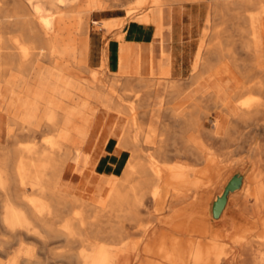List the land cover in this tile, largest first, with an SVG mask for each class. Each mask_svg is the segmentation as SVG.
Instances as JSON below:
<instances>
[{"label": "bare ground", "instance_id": "1", "mask_svg": "<svg viewBox=\"0 0 264 264\" xmlns=\"http://www.w3.org/2000/svg\"><path fill=\"white\" fill-rule=\"evenodd\" d=\"M117 1L0 0V253H11L17 247L33 253V257L19 260L20 264H124L126 252L134 263L142 258L141 245L155 225L207 233L212 230L207 217L198 216L196 207L208 206L210 195L204 186L218 189L213 215L219 217L225 201L260 181L248 193L243 208L251 207L254 215L263 210L264 175L253 176V171L264 170V154H260L264 146L256 137L245 166L219 188L225 164L207 162L204 169L177 162L170 165L164 149L166 141L172 147L169 140L177 131L184 135L200 132L205 122L210 127L203 134L217 138L218 124L225 116L228 121L222 124L220 138L226 144L244 124L258 126L264 133V0H136V7L123 0L127 16L137 13L126 25L124 42L128 43L122 46L118 37L109 42L101 52L102 68L90 71L89 52L84 58L79 46V42L90 43L88 18ZM187 5L206 10L189 76L185 81L174 76L171 49L161 52V74L154 77L153 40L162 38L165 31L172 40L178 35L176 28ZM146 8L148 12L142 13ZM71 19L74 27L68 29L66 22ZM121 21L102 22L100 28L108 34ZM159 22L162 33L154 36L151 29ZM244 24L250 26L248 34ZM112 55L124 81L108 82L113 92H106L96 75ZM46 60L50 65L42 66ZM156 78L154 85L160 92L155 91L151 102L147 90L132 89L149 87ZM42 79L45 81L39 84ZM184 83L192 88L185 91ZM202 83L206 90L176 111L174 104L181 106L185 93L197 91ZM215 87L224 91L229 104ZM122 90H131V104H124ZM91 97L94 101L103 98L109 114L122 119L114 131V142L121 151L117 155L89 153L86 140L92 129L73 125L89 112ZM163 108L177 131L163 123ZM213 109L219 112L212 113ZM231 109L237 111L236 116ZM96 113L93 109L88 114ZM145 116L150 119L146 128L142 123ZM43 131H48L43 140L35 141V134ZM20 137L31 139L20 142ZM193 146V157L207 160L205 144L196 139ZM148 199L151 209L145 211ZM231 232L232 240L249 234L236 225ZM252 242L257 240L244 246ZM257 257H251L252 264H264V255Z\"/></svg>", "mask_w": 264, "mask_h": 264}, {"label": "rangeland", "instance_id": "2", "mask_svg": "<svg viewBox=\"0 0 264 264\" xmlns=\"http://www.w3.org/2000/svg\"><path fill=\"white\" fill-rule=\"evenodd\" d=\"M128 1H130L131 7L137 6L136 0H128ZM122 2H123V0H119L108 9H105L102 11H94L91 13L90 17L88 18L87 30H88L89 42L91 41V52H90V43H89V46H87V44H85L84 42H79V46L82 48V56L84 58L85 57L88 58V52H89V56L91 53V61H90V64H88V66H89L88 68L90 71L96 72L97 69L100 70L102 68V62H103L102 58H101L102 57V54H101L102 50H104L107 47L106 45L109 42L114 41L117 37H118V41L120 40V43L124 42V39H125L124 38V36H125L124 32L126 29V25L129 22H132L133 19H135V16H137V15H135L137 13H133V14H130L127 16V13L125 11V7H124ZM147 6L148 5H146V7ZM185 9H186L184 12L185 14H183L181 21H180V24H178V35H179L178 38L174 37L175 41H174V39L172 40L173 36H171V33L169 31H167L170 46L167 48V51H163V52H169L172 49V53H173L172 59L175 63L174 64V70H175L174 76L179 77L182 80H184V78L186 80L189 76V73H190L189 68L191 66V61L193 58L194 51H195L196 46L200 40L199 37H200V33L202 31V28H203V19H204L205 12H206V10L204 8H202L201 10H198L197 7H193L192 9H190L189 5H187V7ZM148 10L149 9L146 8L145 11H143L142 13H147ZM202 10H203V13H202ZM186 11L188 12L189 15L186 13ZM189 11H190V13H189ZM191 12H192V14H191ZM113 20H117V21L122 20L121 21L122 24L118 29L107 34L105 32V29L100 28L101 27L100 23L106 22V21L112 22ZM68 22L71 24H69ZM66 23H68V27H67V24L65 25L68 29H69V27L73 29L74 21H72V19H71V21L68 20ZM220 27H223V26L220 24ZM249 27L250 26L248 24H244L242 26V28L247 31L246 32L247 34L250 31ZM197 28H198V30H197ZM160 32L162 33V23L161 22L158 23L157 27H153L151 29V33L154 36L160 35ZM162 38H163V35H162ZM127 43L128 42L126 41V42L121 43V44H122V46H124V45H127ZM180 49H181V51H180ZM154 57H155L156 62H155V66H154L153 75H154V77H158L161 73L159 71V69H160V59H159L160 54H159V51L157 50V48L154 52ZM174 57H175V59H174ZM244 58H246V61L249 62V58L247 56H244ZM157 59H159V62L157 61ZM99 60H100V62H99ZM46 61H42L41 65L42 66L50 65L49 61H47V62ZM183 71H184V73H183ZM39 73H40V71H39ZM113 73L114 74L117 73V74L114 76ZM89 74L91 75V72ZM96 78L99 82L103 81L104 86H105L104 91H106V92H113V88L110 86V84L108 82L117 80L118 84L123 83L124 75L120 74L119 71L116 72L114 55H112L110 62H108L107 65H105V68H103L101 70V72L96 75ZM106 79H108V80L106 81ZM156 80H158V79L156 78L153 81H151L150 82L151 85L149 87H138V88L133 87L132 89H134V90H147L148 100L151 99L150 100V102H151L152 98L156 96L155 91L156 90L159 91V89H157V84L154 85ZM44 81L45 80L42 79L41 82H39V84H41ZM35 84H36V81H35ZM129 88H131V87L129 86L126 89H129ZM182 88L185 91H188L192 88V86H190L187 83H184ZM206 88H207V85L205 83H202V84H200L197 91L191 92V93L186 92L185 93V96H186L185 102L181 106L180 105L176 106V103L174 102L175 103L174 109H176V111H178L181 107H183L184 105L189 103L194 98V96H196L198 93L206 90ZM215 89H216L218 94L220 93L219 94L220 98L229 104L230 100L226 97L224 91L219 89V87L218 88L215 87ZM114 93H116V92H114ZM120 94H123L124 96H126V98L123 97L124 98V101H123L124 104L129 105L132 103V99H131L132 92H131V90L130 91L129 90H122ZM163 97H165L167 99V92H165L163 94ZM166 99H165L164 107H166ZM99 100L103 101V98L99 97ZM108 108L109 107H106V109H107V111H105L106 114H109ZM163 110L165 111V108H163ZM164 111L162 112L163 123L167 122L166 124L170 125L171 127L173 126V129L178 128L177 125L175 124V122H173V118H171V115L168 112V110L166 109V111H165L166 114H164ZM231 111L234 114V116L237 115V111H235L234 109H231ZM105 112H103V113H105ZM217 112H219L217 109L212 110V113H217ZM165 117L167 119H165ZM148 119L149 118H147L146 116L142 119V123H143L144 128L148 127V125H149L148 123L150 122V119L149 120ZM227 121L228 120L226 119V116H225V119L222 118L220 120L218 127H217V132H216L218 137L214 138V139L209 138L208 136L203 134V130L206 127L207 128L210 127L209 122H205V126L201 128L200 132L202 134L200 132H197L194 130V133H193V131L192 132L190 131L188 133L189 135L188 134L184 135V133L183 132L181 133L180 130L177 131L179 128L176 130L174 129L175 131H177L176 134L177 133H179V134H177L173 140H169V144L173 148L168 145V141L165 142L166 149H164V152L165 151L167 152V154L164 157L165 161L167 160L166 162L170 165L176 164V162H177L178 164H182L185 166H189V165L192 166L193 165V166L200 168V169L206 168L207 162H211V164H213V165L214 164H221V165L225 164L226 165V166L224 165L225 170H222L223 172L219 178V185H218V188H219L221 185H223L225 183V181L227 179H229V177L231 178V175H234V173H235L234 171L241 169L242 166H245V163L247 161V157L249 156V153H250L249 152L250 144L253 143L255 137L264 146V133H261L262 131L259 130L260 127L250 125V124H244L243 126L241 125L240 127H238L237 133H236L237 136L234 134L235 136L233 137V139L228 140V142L226 141L227 142V144H226L225 141H222L220 136L223 135L224 125L226 124ZM116 122L120 123V122H122V119H116V118L111 117V116H105V117H101L99 119L97 126H96V132L94 133V136L92 138L93 139H95V138L99 139V143H97V146H98V148H100V151H102L103 146L105 144V141L108 138V131H109L110 127L112 125H114ZM222 124H224V125L222 126ZM251 127H252V129H251ZM257 128H259V129H257ZM47 132L48 131L36 133L34 136V140L40 143L43 140L44 135L47 134ZM196 132L203 138V140H202V138H200V136ZM184 137H187V138H184ZM196 137H198V138H196ZM26 138H27V140L31 139L29 137H20L19 141L20 142L26 141ZM140 138H142V136ZM219 138L221 140H219ZM196 139H198V141L200 140L201 142H203L205 144V147L208 148L206 150V153H205V155H206L205 157H208L207 160H205L204 158L195 159L193 157L194 154L192 152V149L194 148L193 145L195 144ZM191 140H193V143L191 142ZM172 142H174V143H172ZM182 142H184V143H182ZM221 143H223V144H221ZM173 144H175V145H173ZM183 145H186V148H184L185 146H183ZM188 146H190V147H188ZM191 146H192V149H191ZM168 147H170L171 149ZM176 147H178V148H176ZM237 147H239V149ZM173 149H175L176 151L178 150L177 151L178 155H177L176 151H173ZM188 149H190V150L188 151ZM235 150H237V151H235ZM260 154L262 155L264 153H260ZM212 155L214 156L213 157L214 159L210 158V156H212ZM170 156H172V157H170ZM166 157H168V158H166ZM201 159H202V161H201ZM227 159L231 160V164L227 163ZM257 173H258V176L260 175V173L262 174L261 176H263L264 170H262V172H259V170L255 169L253 171V176H255V175L257 176ZM259 182L260 181L252 184V186H251L252 190L254 188H256V185L260 184ZM262 202L264 204V197L262 199ZM145 208H146L145 211H150V209H151V202L149 199L145 201ZM261 213H264V207H263V210H261L260 213H258V214H261ZM262 240H264V234L262 235ZM4 253L5 252L0 253V264H20L19 260L21 261L24 257H28V256L33 257V253H30L29 250L28 251H24V250L21 251V249L18 247L16 249L12 250L11 253H7V252H6V254H4ZM20 253H21V255H20ZM6 255H8V256L6 257ZM124 256H125L124 264H141V262H142V258H137L136 261H134V263L131 262V258L129 257L127 252L124 254Z\"/></svg>", "mask_w": 264, "mask_h": 264}, {"label": "crops", "instance_id": "3", "mask_svg": "<svg viewBox=\"0 0 264 264\" xmlns=\"http://www.w3.org/2000/svg\"><path fill=\"white\" fill-rule=\"evenodd\" d=\"M176 29L178 32V28ZM175 38H178V35L175 36ZM153 42L152 54L154 55L157 48L161 56V52L167 51V48L170 46L168 32L165 31L163 38L156 37ZM159 59H157L158 62ZM90 61L91 53L89 56V64ZM96 101L91 97L88 101L89 104L87 105V108H90V113L93 109L97 110V113L92 115V117H89V112H84V116L78 118V120L76 119V122H74L73 125L78 126L79 129H92L86 140V148L89 153L117 155L121 153L120 149L116 147L114 142V131L117 129V122L110 127L108 138L105 141L102 151H100V148L97 146L99 139L95 138V140L92 138L96 132V126L101 117L111 116L116 118L114 115L106 114L105 111H107V109L103 104V101H100L99 99ZM70 118L72 119L74 117L70 116ZM205 187L206 186L202 188L210 195V199L208 201V206L205 209L196 205L197 215L207 217L208 227L212 230H208L209 232L207 233H189L171 230L162 225H155L148 232L141 245V264H252V261L257 256V258H262L264 255V241L262 240V235L264 234L262 228V224L264 223V213L254 215L251 207L248 209L243 208L248 193L252 191L251 186H249V188H246V186L243 187L234 198L225 201L226 204L224 203L222 210L219 212V217H214L213 215L215 205L213 198L218 189L216 187ZM234 225L240 227L243 231H248L249 234H244L241 237L236 236L235 240H232V235H234V233L232 234L231 228ZM249 240H257V242H252L246 246V248L244 244ZM236 244L237 246H235ZM255 253L258 255L256 256Z\"/></svg>", "mask_w": 264, "mask_h": 264}]
</instances>
